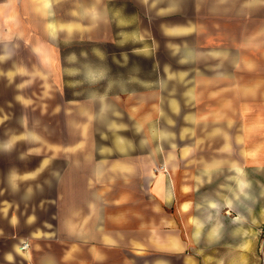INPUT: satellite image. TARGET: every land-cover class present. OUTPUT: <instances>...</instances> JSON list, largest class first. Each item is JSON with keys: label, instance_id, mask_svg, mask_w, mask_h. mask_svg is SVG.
<instances>
[{"label": "crops", "instance_id": "obj_1", "mask_svg": "<svg viewBox=\"0 0 264 264\" xmlns=\"http://www.w3.org/2000/svg\"><path fill=\"white\" fill-rule=\"evenodd\" d=\"M0 264H264V0H0Z\"/></svg>", "mask_w": 264, "mask_h": 264}, {"label": "rangeland", "instance_id": "obj_2", "mask_svg": "<svg viewBox=\"0 0 264 264\" xmlns=\"http://www.w3.org/2000/svg\"><path fill=\"white\" fill-rule=\"evenodd\" d=\"M96 44L90 42L88 45H82V46H74L73 48H66V50L70 51L73 50L75 52H80V50L84 51L86 50V53L82 56H78L77 61L73 64L75 68H77L79 71L76 73L74 72V81H83L85 86L83 88H78V91H83L84 93L89 92H95L96 91V79H97V57H96ZM73 67V68H74ZM126 76V75H125ZM125 78V77H124ZM77 90L74 88V91ZM16 91V90H15ZM35 91V92H34ZM47 91V88H40L39 86L35 88H27L28 96H33L38 100V102L41 99H45L44 97L45 92ZM38 94H40L38 96ZM43 95V96H42ZM44 125L43 127L46 129L48 126V120L41 121ZM29 126H32V121L29 122ZM47 130V129H46ZM32 132V131H31ZM40 133H43L45 135V139L47 140V132L48 131H38ZM19 143L23 145H31L32 141L24 139L20 141Z\"/></svg>", "mask_w": 264, "mask_h": 264}, {"label": "built area", "instance_id": "obj_3", "mask_svg": "<svg viewBox=\"0 0 264 264\" xmlns=\"http://www.w3.org/2000/svg\"><path fill=\"white\" fill-rule=\"evenodd\" d=\"M27 245H28V243H24V244L22 245V247L25 248Z\"/></svg>", "mask_w": 264, "mask_h": 264}]
</instances>
